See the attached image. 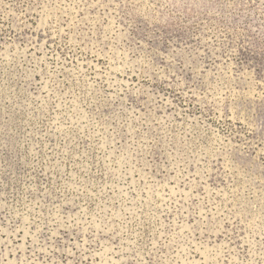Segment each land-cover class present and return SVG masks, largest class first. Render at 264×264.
Here are the masks:
<instances>
[{"label":"rangeland","instance_id":"374dc122","mask_svg":"<svg viewBox=\"0 0 264 264\" xmlns=\"http://www.w3.org/2000/svg\"><path fill=\"white\" fill-rule=\"evenodd\" d=\"M0 264H264V0H0Z\"/></svg>","mask_w":264,"mask_h":264}]
</instances>
